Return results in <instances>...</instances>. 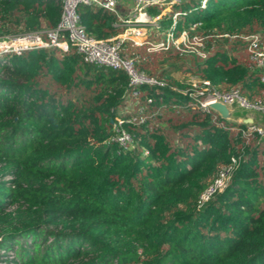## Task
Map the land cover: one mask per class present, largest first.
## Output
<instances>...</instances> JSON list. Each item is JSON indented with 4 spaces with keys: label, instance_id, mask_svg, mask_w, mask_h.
Instances as JSON below:
<instances>
[{
    "label": "trees",
    "instance_id": "obj_1",
    "mask_svg": "<svg viewBox=\"0 0 264 264\" xmlns=\"http://www.w3.org/2000/svg\"><path fill=\"white\" fill-rule=\"evenodd\" d=\"M77 11L97 39L124 29L103 8ZM174 12L177 34L207 36V55L171 70L264 98L244 41L230 37L264 31V0H183L160 18L164 31ZM61 13L57 0H0V36L54 28ZM162 52L159 60L123 46L140 72L164 82L142 84L133 113L126 71L88 63L74 47L0 63V250L15 249L24 264H264V137L247 140L245 123L195 107L165 71L187 54ZM119 121L129 143L117 140ZM232 158L225 187L202 201Z\"/></svg>",
    "mask_w": 264,
    "mask_h": 264
},
{
    "label": "built area",
    "instance_id": "obj_2",
    "mask_svg": "<svg viewBox=\"0 0 264 264\" xmlns=\"http://www.w3.org/2000/svg\"><path fill=\"white\" fill-rule=\"evenodd\" d=\"M62 8L61 18L58 25L47 30H34L18 32L0 36V63L8 62L10 57L20 56L25 51L33 48L58 47L62 51H68L74 47L88 63L105 65L116 69H123L129 76L130 89L127 99L136 100L141 95V85L144 83L163 85V81L148 77L138 70L133 58L122 54L123 46L130 41L133 46L140 47L145 44L146 33L149 24L161 18L165 10L174 9L175 5L183 0H57ZM81 4L95 5L117 16L118 22L123 26V31L106 39H97L90 34L80 23L77 8ZM125 7V8H124ZM152 7H157L159 12L152 16L149 12ZM121 9H128L123 13ZM165 9V10H164ZM178 12L173 13L171 27L165 35L155 41H146L150 52H162L175 49L181 53H191L205 58L207 36L191 33L183 28L177 34ZM227 36V34H225ZM142 40H138L139 37ZM244 41L245 52L250 65L261 73L264 82V31H258L247 35H231ZM192 99L195 107L213 112L214 119L220 114L210 107L211 103L221 102L230 111L237 109L239 115H246L253 111L264 112V98L251 101L240 92L238 87L220 89L212 82L201 79L198 85H194L185 91ZM143 119V118H141ZM232 119V118H230ZM229 119V120H230ZM232 120H236L232 119ZM240 122V121H237ZM245 123L240 128L241 136L247 140L255 132L262 134V128L251 119H243ZM223 125V124H222ZM117 140L121 143L131 141L129 133L119 121L116 125ZM237 160L232 158L228 167L222 168L207 190L201 195L202 201L211 199L217 191L222 190L235 166Z\"/></svg>",
    "mask_w": 264,
    "mask_h": 264
},
{
    "label": "rangeland",
    "instance_id": "obj_3",
    "mask_svg": "<svg viewBox=\"0 0 264 264\" xmlns=\"http://www.w3.org/2000/svg\"><path fill=\"white\" fill-rule=\"evenodd\" d=\"M165 10V9H164ZM170 12L169 10H165L164 13H162L161 16V20H165L166 16H168V13ZM155 14H152V16H154ZM160 18L156 19L155 21H153L152 24H149L148 31L145 34L147 39L144 41L145 44L142 47H145L147 50V47L149 46V44L146 41H151L152 39H150V35L152 37L153 34H155L156 36H163L167 31H164V24H160ZM167 21V20H166ZM165 21V22H166ZM141 38H143V36L139 37L138 40H142ZM220 47H224V46H228V45H240L241 43H237L236 41L230 40V42H223V40H220ZM236 45V46H237ZM245 50V46L243 47ZM148 51V50H147ZM234 51V50H233ZM187 55H184L182 57H180V59H168L165 64L167 65L165 67V71H167L171 77H173L174 79H176L179 83H181L182 85H185L184 90L189 89L190 87H193L194 85H198L201 78L195 74L194 72H191L190 70H180V69H174L171 70L172 68L171 65L173 63H176V61L178 62H186L188 64L193 62V56L195 54H191V53H186ZM163 57H165V54L163 52H157L156 53V58L157 59H162ZM171 70V71H170ZM179 87V86H178ZM136 100H130L128 99V105L126 106V108L128 110H130V112H135L136 110ZM128 112V111H126ZM245 118H249L251 120H253L254 122H256L261 128H262V137H264V112L261 111H253L251 113H247L246 115H239L237 117V121H243V119ZM236 121V120H235ZM3 179L9 180L10 176H5ZM213 198V197H212ZM30 239H28L29 242ZM30 243V242H29ZM29 243H26V245H29ZM0 264H24L22 263V261H20V258H18L17 256H15V249L12 250H0Z\"/></svg>",
    "mask_w": 264,
    "mask_h": 264
},
{
    "label": "water",
    "instance_id": "obj_4",
    "mask_svg": "<svg viewBox=\"0 0 264 264\" xmlns=\"http://www.w3.org/2000/svg\"><path fill=\"white\" fill-rule=\"evenodd\" d=\"M210 107L217 111L223 119H235L239 116L240 113V111L237 109L230 111L228 107L221 102L211 103Z\"/></svg>",
    "mask_w": 264,
    "mask_h": 264
},
{
    "label": "crops",
    "instance_id": "obj_5",
    "mask_svg": "<svg viewBox=\"0 0 264 264\" xmlns=\"http://www.w3.org/2000/svg\"><path fill=\"white\" fill-rule=\"evenodd\" d=\"M121 10H122L123 13H127L128 12V9H121Z\"/></svg>",
    "mask_w": 264,
    "mask_h": 264
}]
</instances>
